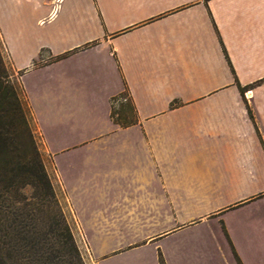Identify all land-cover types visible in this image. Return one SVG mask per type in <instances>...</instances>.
I'll use <instances>...</instances> for the list:
<instances>
[{
  "label": "crops",
  "instance_id": "obj_1",
  "mask_svg": "<svg viewBox=\"0 0 264 264\" xmlns=\"http://www.w3.org/2000/svg\"><path fill=\"white\" fill-rule=\"evenodd\" d=\"M0 30L99 261L264 264V0H0Z\"/></svg>",
  "mask_w": 264,
  "mask_h": 264
},
{
  "label": "rangeland",
  "instance_id": "obj_2",
  "mask_svg": "<svg viewBox=\"0 0 264 264\" xmlns=\"http://www.w3.org/2000/svg\"><path fill=\"white\" fill-rule=\"evenodd\" d=\"M1 32V30H0ZM0 41L2 57L10 71V79L17 87L20 97L27 109L29 121L34 133L36 146L39 150L46 172L52 183V193L41 187L27 185L5 192V217L7 224H13L16 215L19 223L21 252L16 262L9 260L8 264H156L154 257L148 256L139 263L138 260H124L120 257H108L99 261L96 257L89 235L80 226L66 198L65 188L57 176L54 165L51 164L43 137L36 127L32 108L27 99L26 91H31L38 80L33 72L25 73L14 69L7 53L3 35ZM13 57V55H12ZM16 61V60H15ZM24 76V79H23ZM130 102L119 106V111L128 107ZM127 105V106H125ZM127 109V110H128ZM117 119V118H115ZM110 240L105 243L109 249L114 246L126 244L138 235L117 234L108 235ZM96 235H92V240ZM9 243L13 239H7ZM96 239L93 241L94 244ZM10 249V248H8ZM154 251V250H153ZM12 252L10 249L9 253ZM13 256V255H12Z\"/></svg>",
  "mask_w": 264,
  "mask_h": 264
},
{
  "label": "trees",
  "instance_id": "obj_3",
  "mask_svg": "<svg viewBox=\"0 0 264 264\" xmlns=\"http://www.w3.org/2000/svg\"><path fill=\"white\" fill-rule=\"evenodd\" d=\"M10 77L0 44V264H8L9 260L16 262L22 240L17 221L19 217L16 215L13 224L6 223L5 192L27 185L41 187L49 193L53 191L36 146L27 109ZM126 109L124 107L120 116L114 118L116 123L122 124V114ZM9 237L13 242L7 241ZM8 248L12 250L10 254Z\"/></svg>",
  "mask_w": 264,
  "mask_h": 264
},
{
  "label": "built area",
  "instance_id": "obj_4",
  "mask_svg": "<svg viewBox=\"0 0 264 264\" xmlns=\"http://www.w3.org/2000/svg\"><path fill=\"white\" fill-rule=\"evenodd\" d=\"M128 97H117L113 100V118H118L120 116L119 111H115L119 109V106L128 102Z\"/></svg>",
  "mask_w": 264,
  "mask_h": 264
}]
</instances>
